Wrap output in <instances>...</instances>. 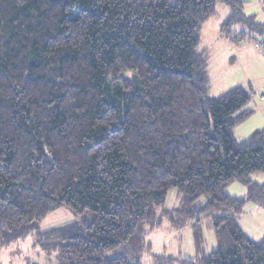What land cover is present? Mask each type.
<instances>
[{
  "label": "trees",
  "instance_id": "trees-1",
  "mask_svg": "<svg viewBox=\"0 0 264 264\" xmlns=\"http://www.w3.org/2000/svg\"><path fill=\"white\" fill-rule=\"evenodd\" d=\"M219 1L223 37L264 36L250 0H0V250L38 232L58 264H143L164 216H211L218 248L201 253L199 228L200 256L180 264H264V237L237 220L264 205V128L236 139L252 95L211 96L200 47ZM172 188L179 205L159 216ZM63 207L72 219L41 231Z\"/></svg>",
  "mask_w": 264,
  "mask_h": 264
},
{
  "label": "rangeland",
  "instance_id": "rangeland-1",
  "mask_svg": "<svg viewBox=\"0 0 264 264\" xmlns=\"http://www.w3.org/2000/svg\"><path fill=\"white\" fill-rule=\"evenodd\" d=\"M247 13H255L259 20L264 21V1L250 0L246 5ZM229 14V7L223 1L217 3V14L209 19L203 26L200 47L208 51V70L211 77V96H219L227 90L244 85L252 89L253 97L248 107L253 109L252 114L234 130L237 140L249 137L256 130L264 128V102L259 99V92L264 91V53L257 49L254 40L245 39L232 42L220 33L222 22ZM253 179L264 183V173L254 174ZM225 190L236 197H244L248 189L240 182L228 185ZM202 204L206 201L203 197ZM179 205V191L170 189L166 202L156 207L159 216L166 210H172ZM72 219L68 207H63L48 215L43 221L41 231L51 226L66 223ZM161 227L148 234L147 239L153 244L152 253H146L142 259L143 264H156V257L171 256L174 264H180L185 259H196L198 252L197 230L200 228L202 237V254H208L219 246L217 233L211 216H200L189 220L182 227H173L170 219L164 216ZM238 223L246 235L260 241L264 237V205L254 201H247L244 210L237 216ZM38 232H34L0 250L1 264H58L57 251H47L37 241Z\"/></svg>",
  "mask_w": 264,
  "mask_h": 264
},
{
  "label": "built area",
  "instance_id": "built-area-1",
  "mask_svg": "<svg viewBox=\"0 0 264 264\" xmlns=\"http://www.w3.org/2000/svg\"><path fill=\"white\" fill-rule=\"evenodd\" d=\"M255 47L264 53V36L254 41ZM259 98L264 101V91L259 92Z\"/></svg>",
  "mask_w": 264,
  "mask_h": 264
},
{
  "label": "crops",
  "instance_id": "crops-1",
  "mask_svg": "<svg viewBox=\"0 0 264 264\" xmlns=\"http://www.w3.org/2000/svg\"><path fill=\"white\" fill-rule=\"evenodd\" d=\"M238 86H244V85H238ZM248 91H250L252 97H253V94H257L258 91H255L254 93L252 92V89L247 87V86H244ZM252 99V98H251ZM260 99V98H259ZM261 100V99H260ZM262 101V100H261ZM264 102V101H263ZM252 109V108H251ZM253 110V109H252Z\"/></svg>",
  "mask_w": 264,
  "mask_h": 264
}]
</instances>
